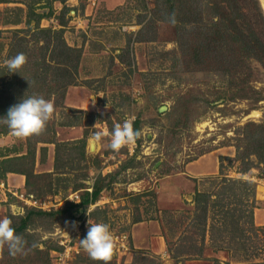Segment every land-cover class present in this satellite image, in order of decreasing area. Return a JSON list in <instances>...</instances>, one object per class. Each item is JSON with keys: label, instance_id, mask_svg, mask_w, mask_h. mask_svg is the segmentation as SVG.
I'll use <instances>...</instances> for the list:
<instances>
[{"label": "rangeland", "instance_id": "374dc122", "mask_svg": "<svg viewBox=\"0 0 264 264\" xmlns=\"http://www.w3.org/2000/svg\"><path fill=\"white\" fill-rule=\"evenodd\" d=\"M105 2L0 0V95L13 85L12 94L46 97L56 109L30 138L35 174L50 176L31 191L26 176L0 175V218L27 241L26 254L0 250V264H52L69 246V264H103L80 245L88 219L109 226L110 264H264V63L233 38L217 41L211 0ZM257 3L243 1L240 23L260 56ZM66 44L76 55L64 68L53 58ZM18 53L27 63L11 73L4 61ZM125 120L141 136L113 152L110 134ZM97 131L108 135L96 142ZM27 151L28 139L0 134V160Z\"/></svg>", "mask_w": 264, "mask_h": 264}, {"label": "clouds", "instance_id": "9594fccd", "mask_svg": "<svg viewBox=\"0 0 264 264\" xmlns=\"http://www.w3.org/2000/svg\"><path fill=\"white\" fill-rule=\"evenodd\" d=\"M170 22L175 24L174 15L170 17ZM26 63L27 57L23 53H18L4 61L11 73H19ZM55 116L56 109L52 101L40 95L24 96L19 103L8 109L7 115L0 118V123L6 125L15 138L26 140L41 135L46 130L48 122ZM105 135L108 134L97 131L94 133V140L101 142ZM140 136L141 132L134 130L132 121L125 120L123 124L117 123L114 126L108 147L113 152H119L122 148L134 144ZM92 147L95 149L96 144L94 143ZM73 224L75 226V222ZM12 225V219L0 218V250L6 248L9 255L13 257L26 254L27 241L16 234ZM88 225L86 237L80 239L82 249L92 260L110 264L114 243L109 226L103 223H93L90 219H88Z\"/></svg>", "mask_w": 264, "mask_h": 264}, {"label": "trees", "instance_id": "16d2710c", "mask_svg": "<svg viewBox=\"0 0 264 264\" xmlns=\"http://www.w3.org/2000/svg\"><path fill=\"white\" fill-rule=\"evenodd\" d=\"M244 0H211V6L214 7V19H217L214 22V36L218 37L217 41H219L220 43H222V41L224 42H228L229 44L233 38L234 42L236 45H240L242 48V51L247 54L248 56H246V58H258L259 60H261L264 63V46L261 47V51H262V55H257L255 54V46L253 45L252 42H250V37L249 36H253V32L250 33V35L248 36L246 34V29L244 28L245 24H241L240 19L245 18V9L242 3ZM253 1V5L258 8V3L257 0H251ZM257 15L259 16V18L261 17L262 20V25H261V30L263 32V36H264V16L262 15V13H257ZM42 19V17L40 16V20ZM40 20H38L36 22V28L39 29L42 32H49L51 34L52 29H41L38 25V22H40ZM27 25H30V22L27 21L26 22ZM16 32H20V30H16ZM53 34H56V32H52ZM231 39V40H230ZM67 45V44H66ZM63 53L61 55V59L59 58H53V60H58L56 63L57 64H61L64 68L68 67V62L65 61V58L67 57L70 58L71 55L73 54L76 55V53H74V51H76L75 49H73L70 46H66L65 49L62 50ZM235 55V54H234ZM79 55L76 56V63L79 62ZM63 59V60H62ZM62 60V61H61ZM62 77H64V74L62 75ZM69 77V76H68ZM73 82L72 80V76L67 80V81H63L61 83H59L58 87H61L64 91L65 87L70 85ZM13 86V85H12ZM7 88V91H4L1 93L0 95V118H3L7 115V111L8 109L19 103L21 98L19 94L20 92L16 93H11V91L15 90L13 89V87ZM28 86V83L26 84V87ZM57 88V87H56ZM22 89V88H20ZM19 89V90H20ZM35 90H39L40 89V85L35 83L34 88ZM21 91V90H20ZM4 93V94H3ZM46 99V97H45ZM10 130L8 129V127L6 125H4L3 123H0V134H7L9 133ZM85 143L83 142V145ZM31 145L32 143H30V138L28 139V151L27 154L22 155V156H17V157H11V158H5L0 160V175L2 177H5L7 175V173H18V174H22L24 176H26V187L28 189H30L31 191H35L36 187H37V181L44 178V177H49L50 175L48 173L46 174H35L33 167H34V162H35V151H33L32 153L31 151ZM58 153H59V149H58V145H57V152H56V162H60L59 161V157H58ZM84 155V153H83ZM222 159V158H221ZM60 164L56 165L55 168L57 169V171L59 170ZM222 167V164H221ZM229 180H225V182H227ZM237 182V181H234ZM244 186L247 187V189H251L249 190V193H252V191H254L253 188V183L249 182V181H243L242 182ZM49 192H52L53 190V183H49ZM254 193V192H253ZM88 194V193H87ZM254 195V194H253ZM205 193H201V192H197L195 195V203L197 205L198 208H201L200 203L202 202L203 198L206 199L205 197ZM98 197V193L97 192H93L92 193V201L96 200ZM88 201L90 202V200H86V201H82L80 204H76L73 205V207L79 208L82 207L85 203H88ZM202 209L204 210V213L206 214L208 211V207H202ZM68 210H62L59 213L61 214H65L67 213ZM206 221V220H205ZM253 222V221H252ZM254 225V223H253ZM27 225H23V230L25 229Z\"/></svg>", "mask_w": 264, "mask_h": 264}, {"label": "built area", "instance_id": "2783aa9c", "mask_svg": "<svg viewBox=\"0 0 264 264\" xmlns=\"http://www.w3.org/2000/svg\"><path fill=\"white\" fill-rule=\"evenodd\" d=\"M73 249V250H72ZM77 253V248L74 246L66 247L64 251L55 252L52 260V264H69V262L73 259L75 253Z\"/></svg>", "mask_w": 264, "mask_h": 264}, {"label": "crops", "instance_id": "0c3cea01", "mask_svg": "<svg viewBox=\"0 0 264 264\" xmlns=\"http://www.w3.org/2000/svg\"><path fill=\"white\" fill-rule=\"evenodd\" d=\"M106 2H105V5H106V7L108 8V9H113L114 7H116V6H118V5H121V4H123L126 0H105ZM14 179H16V178H14ZM13 179V180H14ZM18 179V181H23L22 180V178H21V176H20V178H17ZM156 239H157V242H158V244H161V242H160V240L162 239L161 237H156ZM163 245V244H162ZM163 249V248H162Z\"/></svg>", "mask_w": 264, "mask_h": 264}, {"label": "bare ground", "instance_id": "6f19581e", "mask_svg": "<svg viewBox=\"0 0 264 264\" xmlns=\"http://www.w3.org/2000/svg\"><path fill=\"white\" fill-rule=\"evenodd\" d=\"M261 2H262V5H263V7H264V0H261ZM253 114H259L257 111L256 112H253Z\"/></svg>", "mask_w": 264, "mask_h": 264}, {"label": "water", "instance_id": "95a60500", "mask_svg": "<svg viewBox=\"0 0 264 264\" xmlns=\"http://www.w3.org/2000/svg\"><path fill=\"white\" fill-rule=\"evenodd\" d=\"M261 4H262V2H261ZM262 7H263V5H262ZM263 9H264V7H263Z\"/></svg>", "mask_w": 264, "mask_h": 264}]
</instances>
